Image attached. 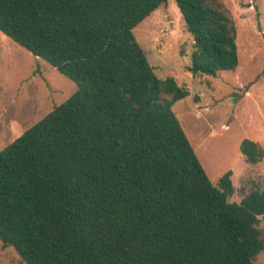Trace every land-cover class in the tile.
<instances>
[{"label": "trees", "instance_id": "trees-1", "mask_svg": "<svg viewBox=\"0 0 264 264\" xmlns=\"http://www.w3.org/2000/svg\"><path fill=\"white\" fill-rule=\"evenodd\" d=\"M169 0H0V32L78 90L0 150V241L26 264H254L264 191L214 185L134 29ZM194 76L239 66L221 0H175ZM247 162L264 159L245 140Z\"/></svg>", "mask_w": 264, "mask_h": 264}, {"label": "rangeland", "instance_id": "rangeland-1", "mask_svg": "<svg viewBox=\"0 0 264 264\" xmlns=\"http://www.w3.org/2000/svg\"><path fill=\"white\" fill-rule=\"evenodd\" d=\"M237 27L239 66L215 76H194L193 36L175 0L162 4L134 34L160 78L174 77L190 95L173 110L214 185L232 171L240 203L256 189L264 191V159L243 156L245 140L264 148V0H221ZM78 84L51 64L0 32V150L40 121L77 90ZM258 227L264 232V216ZM0 264H26L14 248H3ZM254 264H264V252Z\"/></svg>", "mask_w": 264, "mask_h": 264}, {"label": "water", "instance_id": "water-1", "mask_svg": "<svg viewBox=\"0 0 264 264\" xmlns=\"http://www.w3.org/2000/svg\"><path fill=\"white\" fill-rule=\"evenodd\" d=\"M165 4L167 5L168 4V1H166Z\"/></svg>", "mask_w": 264, "mask_h": 264}]
</instances>
